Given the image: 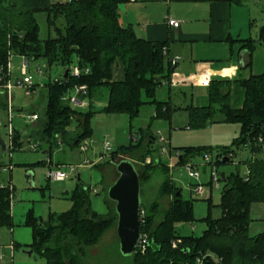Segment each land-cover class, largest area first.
Listing matches in <instances>:
<instances>
[{
	"label": "trees",
	"instance_id": "obj_1",
	"mask_svg": "<svg viewBox=\"0 0 264 264\" xmlns=\"http://www.w3.org/2000/svg\"><path fill=\"white\" fill-rule=\"evenodd\" d=\"M128 1L0 0V85L7 84L11 54L27 60L42 58L48 66L57 64L64 70L68 69L66 78L59 77L45 84V106L40 118L36 119V125L42 122L27 137H34L46 145L48 163L50 153L59 143L70 139V146L79 148L82 141L91 138L90 118L97 112L125 114L131 127L143 104L154 106L153 119L170 120L178 109L168 100L157 97L158 88L169 80L175 67L167 53L163 52L167 42L140 37L130 24L123 26L120 23L121 6ZM40 12L45 13L47 26L54 31L53 36L48 34L44 39L39 38L36 14ZM226 40L233 41L229 37ZM241 41L240 49L246 50L245 66H250L256 40L248 37ZM257 42L264 43V26L259 29ZM116 62L123 69L120 80L112 79V66ZM71 65L81 69L78 75L71 73ZM85 68L87 72L83 71ZM235 81L243 89L241 107L231 106L233 81L216 78L208 84L207 104L184 107L188 117L186 128L205 127L214 121L217 113L222 121L239 124V133L231 144L215 150L214 164L229 162L237 150H247L250 154L243 160L246 165L244 176L231 172L224 179L220 178L222 187L218 204L214 205L210 196L206 198V214L199 219L204 223L200 234H180L176 229L178 223L195 220L193 199L182 197L181 189L171 179L166 163L160 159L144 162L146 155L151 153L153 143V136L147 128H139V135L134 141L109 152V161L112 162L118 155L141 150V170H136L140 186L149 179L157 165L165 174L160 192L171 197L169 207L162 211L153 202L144 212L140 202L139 233L140 240L144 242L130 254L132 264H264V232L248 233L251 204L264 202V69L260 74ZM81 85L85 86V90L78 97L88 100L86 110L74 108L69 100L62 99ZM101 88L107 89V97L105 105L96 109L93 103L100 98ZM34 89L32 85L30 90ZM72 121L76 124L74 134L68 130ZM9 122L6 150H19L22 134L13 126L8 133ZM173 149L178 154L177 164L211 153V149L205 146ZM224 157L228 158L227 161H223ZM211 163V158L204 162ZM3 166L0 162V168ZM103 180L102 175L101 184ZM92 193L98 195L96 188L76 177L74 187L66 195L71 202L67 210L50 213L46 220L27 214L25 224L31 229V242L26 246L44 258L42 263L37 264H83L77 251L95 244L106 230L116 225L114 202L105 196L112 206L106 203L107 212L100 214L91 208ZM12 195L11 185H0V227L12 226ZM213 207L219 209L216 217L211 214ZM159 213L161 219L156 222Z\"/></svg>",
	"mask_w": 264,
	"mask_h": 264
},
{
	"label": "rangeland",
	"instance_id": "obj_2",
	"mask_svg": "<svg viewBox=\"0 0 264 264\" xmlns=\"http://www.w3.org/2000/svg\"><path fill=\"white\" fill-rule=\"evenodd\" d=\"M157 2L162 5L153 7L154 10L149 13L151 17L166 13V2ZM249 5L236 10L235 23L240 24L237 25L238 29L236 30H241V36L251 35L256 38L257 32L253 31V25H249L246 19ZM36 21L39 26L38 36L40 39H44L48 34L54 35L53 29L47 26L45 13H37ZM237 31L233 30L232 35H236ZM22 61H24V57L17 54L9 56L7 83L10 87L6 89L7 84L0 85L2 86L0 87V137L8 142V115L11 118L10 126L17 128L22 134L20 137L21 149L0 151V162L4 165L0 168V185L13 187L10 206L12 226L10 228L0 227V264H37L44 261L42 256L26 246L31 242V229L25 224L27 214L30 213L37 219L46 220L50 213L67 210L71 202L66 195L74 187L77 175L82 183L88 184L98 191V195L92 193L90 196L91 208L100 214H105L107 212L106 203L112 206L105 196L106 188L117 177L114 163L120 159H129L136 170L140 171L142 162L140 161L141 150L118 155L114 161L110 162L109 152L105 151L103 143L108 141L110 151L115 150L121 145L134 141L139 135V128H147L154 138L151 144V153L146 155L144 162L160 159L166 163L171 179L181 189L182 197L193 199L195 220L192 223L176 224V229L180 234H200L204 229V223L199 219L206 214V198L210 196L214 205L219 202L222 182H218V188H215L214 184L208 185L210 169H214L218 174L224 172L226 176L231 172H237L241 176L246 174V165L243 160L250 156L247 150H237L229 162L217 165L213 163L215 150L231 144L232 139L239 133V124L224 122L221 115L217 113L214 116V121L205 127L186 128L188 117L184 109H176L170 120L153 119L154 106L152 104H143L140 107L137 117L131 122V127L125 114L103 112L93 114L90 118L91 138L80 143L85 144L87 148L81 151L78 147H71V140L67 139L66 142H61L53 148L50 153L51 160L48 163V152H44L46 145L38 142L34 137L27 138L28 133L42 121L39 120L40 122L38 121L39 123L36 125V120L30 121L27 116L35 114L37 118H40L46 101L45 84L55 78L62 77L64 69L57 64L48 66L42 58L28 59L26 75L30 76L35 90L26 94L25 87L17 84V81L23 77L21 73ZM159 94L160 97L163 96L161 93ZM106 97L107 89L101 88L100 98L94 100L93 106L96 109L103 107ZM188 101L189 95L184 98L178 92L173 97V102L181 106ZM69 104L79 110H86V106ZM68 130L72 134L75 133V121L70 123ZM159 137H163L166 142H159ZM143 143L146 144L145 139ZM33 144L37 145L36 150L32 148ZM161 146L165 148L163 153L160 150ZM181 146H205L211 149L209 155L211 164H204V155L192 157L188 161L194 164L193 169L199 174L196 180L188 176L186 167L188 162L176 163L178 154L173 148ZM40 160H43L44 163H37ZM95 164L97 166H94ZM54 169L64 171L66 177L62 180L47 178V172ZM102 175L104 180L101 184ZM164 177V172L156 165L150 173L149 179L141 183L140 202L144 212L153 202H156L160 211L169 207L170 195L160 192V184ZM197 182L202 183L200 194H195L191 189ZM249 213L251 217L249 235L264 232V202L251 204ZM211 214L213 217L218 216L219 209L213 207ZM160 219L161 213L156 216L155 221ZM28 251H30L29 254ZM77 254L83 264H132L131 255H125L119 249L115 226L106 230L95 244L82 247L77 251Z\"/></svg>",
	"mask_w": 264,
	"mask_h": 264
},
{
	"label": "crops",
	"instance_id": "obj_3",
	"mask_svg": "<svg viewBox=\"0 0 264 264\" xmlns=\"http://www.w3.org/2000/svg\"><path fill=\"white\" fill-rule=\"evenodd\" d=\"M157 1L166 2V13L151 17L149 13L154 10L153 7L162 5ZM248 4L246 19L249 25H253V31L257 32L256 38L241 36V30H236L240 25L235 23L236 10ZM167 19L178 21V26L169 25ZM119 21L123 26L130 24L140 37L166 41L169 58L180 57L169 80L163 82L157 92L159 100H168L178 108L184 109L189 104H207L208 84L215 78L233 81L230 88L231 106L239 108L243 101V89L235 80L260 74L264 69V43L255 42L250 66H245L246 50L240 49L241 40L248 37L258 39L259 29L264 26V0H129L121 6ZM233 30L237 31L236 35H232ZM227 37L233 41L230 43ZM122 77L123 69L116 62L112 66V79L120 80ZM177 92L184 98L189 95L188 103L185 102L183 106L175 104L173 97ZM159 93L163 96L160 97ZM74 105L87 107L88 100L78 98ZM44 152H48L47 147Z\"/></svg>",
	"mask_w": 264,
	"mask_h": 264
},
{
	"label": "water",
	"instance_id": "obj_4",
	"mask_svg": "<svg viewBox=\"0 0 264 264\" xmlns=\"http://www.w3.org/2000/svg\"><path fill=\"white\" fill-rule=\"evenodd\" d=\"M67 75L68 69H65L62 77L66 78ZM6 147L7 142L0 137V151L4 152ZM227 159L224 157L223 161H227ZM115 169L117 177L107 188L106 196L114 202V209L117 214L116 236L121 253L126 255L135 251L140 236V183L135 166L129 159L118 160L115 163ZM219 176L224 179V172H220ZM29 253L30 251H28Z\"/></svg>",
	"mask_w": 264,
	"mask_h": 264
},
{
	"label": "built area",
	"instance_id": "obj_5",
	"mask_svg": "<svg viewBox=\"0 0 264 264\" xmlns=\"http://www.w3.org/2000/svg\"><path fill=\"white\" fill-rule=\"evenodd\" d=\"M167 22L169 25L173 26V27H177L178 26V21L174 20V19H167ZM163 52H166V49L165 47H163ZM180 57L179 56H174L172 58H170V62L172 65H175V63L178 61ZM26 65H27V59L24 58V61H22V64H21V73L23 75V77L17 81V84L19 85H22L25 87V93L26 94H29L31 92L30 90V87L32 86V82H31V78L29 75H26ZM9 67V66H8ZM81 69H79L77 66H72L71 68V73L73 75H78L80 73ZM84 72H87L88 69L85 68L83 70ZM57 78H55L54 80H56ZM7 89H9V84L7 83V85L5 86ZM84 90H85V86L81 85V86H78V87H75L74 90L72 92H70L69 94L65 95L62 99H67L69 100L70 103L72 104H75L78 102V94H83L84 93ZM28 120L32 121V120H36L37 116L35 114H31L29 116H27ZM8 121H11V118H10V115H8ZM11 132V127H10V124H9V127H8V133ZM259 141H262L261 138H258ZM158 141L159 142H166V140L163 138V137H159L158 138ZM36 144H33L32 145V148L35 150L36 149ZM103 147L105 149V151L107 152H110V145L108 143V141H104L103 143ZM86 145L85 144H81L79 146V149L81 151H84L86 149ZM160 150L161 152L163 153L165 151V148L164 146H161L160 147ZM203 160L204 162H208L210 161V156L209 155H204L203 156ZM48 161V159H47ZM187 167V170H188V176L191 177L192 179H198L199 177V174L196 170L193 169V165L191 163H187L186 165ZM66 177V173L60 169H54V170H49L47 172V178L49 179H52V180H62ZM220 180V176L219 174L214 170V169H210L209 173H208V182H210V185L214 184V187L215 188H218V182ZM193 190V192L195 194H200L202 192V183L200 182H197L195 183V186L193 188H191ZM144 241L141 239L140 240V236H139V240H138V244L137 245H140L141 246L143 245ZM199 264V262L197 263Z\"/></svg>",
	"mask_w": 264,
	"mask_h": 264
}]
</instances>
